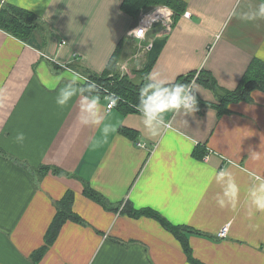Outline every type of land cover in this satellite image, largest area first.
Segmentation results:
<instances>
[{
    "label": "crops",
    "instance_id": "crops-1",
    "mask_svg": "<svg viewBox=\"0 0 264 264\" xmlns=\"http://www.w3.org/2000/svg\"><path fill=\"white\" fill-rule=\"evenodd\" d=\"M182 1L188 17L177 15L168 34L158 35L155 24L137 39L128 34L136 21L122 0H0L31 11L45 26L44 38L32 44L0 28V264H193L157 219L121 211L126 202L193 229L187 241L202 264H264V211L249 196L264 180V91L228 103L227 113L215 106L238 87L253 59L264 62V18H240L262 0ZM118 49L120 75L137 80L135 71L154 58L148 78L155 83L204 70L213 86L195 81L194 115L170 111L163 124L148 126L140 111L107 110L104 97L84 94L83 81L70 76L104 74ZM65 86L74 95L60 106ZM92 98H99V123L83 110ZM120 127L133 129L135 138ZM224 170L239 186L234 207L225 196L229 176L214 178ZM85 182L118 211L84 195ZM68 190L87 224L65 221L35 260L54 201ZM223 227L226 235L219 236Z\"/></svg>",
    "mask_w": 264,
    "mask_h": 264
},
{
    "label": "trees",
    "instance_id": "trees-1",
    "mask_svg": "<svg viewBox=\"0 0 264 264\" xmlns=\"http://www.w3.org/2000/svg\"><path fill=\"white\" fill-rule=\"evenodd\" d=\"M160 5L167 6L173 11V19L177 15L184 13L186 8L185 3L182 0H122L121 9L136 21L140 10H148ZM0 28L12 36L20 39L21 41L29 44H32L33 41L37 40V38H40L41 35L44 38L42 33L45 32V26L43 30L40 19L31 11L3 2H0ZM118 53L119 49L115 51L111 57L109 67L104 74L95 75L88 73L87 76L101 87L119 96L117 105H124L131 111H139L138 105L141 98L140 90L144 85L147 83L158 84L163 87H168L169 85L167 83H155L148 78L154 58L149 60L143 68L135 71L134 74L136 75L137 80L131 79L127 75H120L116 73L114 64L118 59ZM112 70L114 72L111 73L110 71ZM197 73L198 74L195 79L196 82H205L208 83V85L213 86V81L208 77L209 75H207L208 72L206 73V71L200 70ZM194 74L195 72L186 75H179L172 83L188 84L191 82ZM92 85L93 84L90 82L83 83L81 86V91L86 95L98 94L104 97L105 92L102 91L96 84H94L95 87H92ZM253 89L264 91V62L258 59L252 60L238 87H236L234 90L228 91L222 97H220L218 104L215 105L219 109V114L227 113L229 111L227 109V105L230 102L250 100V92ZM152 91L153 90L149 89L146 96L151 95ZM146 96L144 98H146ZM119 130L124 135H127L133 139L136 136L133 129L120 127ZM197 150L198 148H195V155L200 157L196 154ZM83 193L90 199L101 204L107 210H114L117 212L119 209L120 205L115 207L114 205L110 204L105 199V197L92 189L87 182L84 183ZM73 198V192L68 190L59 200L54 201L55 214L46 231L45 244L32 253L33 259L38 260L41 258L47 249V246L52 244L57 237L59 230L65 221L69 220L84 225L87 224L86 221L82 219V217L73 211ZM121 211L131 216L145 215L157 219L163 225V227L169 230L181 242L187 259L193 264H202L201 262L195 260L191 255V249L186 237V233L193 232V229L190 227L185 225H173L158 212L148 208L134 209L127 202L122 206Z\"/></svg>",
    "mask_w": 264,
    "mask_h": 264
},
{
    "label": "clouds",
    "instance_id": "clouds-1",
    "mask_svg": "<svg viewBox=\"0 0 264 264\" xmlns=\"http://www.w3.org/2000/svg\"><path fill=\"white\" fill-rule=\"evenodd\" d=\"M240 18L246 21H254L258 18H264V0H262L256 10L242 13ZM70 76L73 80H86V78L79 73H72ZM151 76L152 73L149 74V77ZM163 83H167L169 86L163 87L158 84L147 83L140 90L141 98L138 110L146 118L144 123L148 126H152L153 121H155L157 125L163 124L164 114L170 111H179L185 116H188L194 115L199 110L197 100L198 86L194 81L188 84H174L169 83L168 81H164ZM67 87L68 86H65V88L61 89L57 97V104L60 106L66 105L74 95V92L68 91ZM92 87H95V85L93 84ZM149 89L153 90L152 94L146 96ZM145 96L146 98H144ZM98 99L99 98H92L90 100L86 99L83 106V110L93 117V122L95 123H99V120L97 119ZM106 99L112 107L118 102L117 98L113 96L106 97ZM84 123H87V121H84ZM113 130L115 131L116 128L114 127ZM158 130L159 129L154 130L151 134L156 135ZM23 139V134L17 136V140L22 141ZM253 155L254 158H258V154L255 151H253ZM225 176H229V181L225 188V196L229 198L234 207L238 200L239 186L231 178V173L229 171L224 170L214 173V178L216 180H223ZM249 196L251 206L256 211H264V180L250 187ZM217 203L221 207H225V203L222 199H217Z\"/></svg>",
    "mask_w": 264,
    "mask_h": 264
},
{
    "label": "built area",
    "instance_id": "built-area-1",
    "mask_svg": "<svg viewBox=\"0 0 264 264\" xmlns=\"http://www.w3.org/2000/svg\"><path fill=\"white\" fill-rule=\"evenodd\" d=\"M183 16L188 17V13L184 12ZM172 22H173V11L170 8H168L167 6L160 5V6L153 7L152 9L140 10L139 14H138V18H137L135 24L133 25V27L129 30L128 34L131 37H134L137 39H144L146 33H148L149 30H151L154 27L155 23H159V24H157V26H159V29L157 31L158 35H165V34H168L170 32ZM140 29H142V30H140ZM61 44H63V42H61ZM148 46L150 47L151 44H149ZM149 47L146 46V48H149ZM59 66H60V68H63V69L68 68V66L66 64H59ZM121 68L123 69L122 70L123 73L129 74L126 70H124L125 69L124 66H122ZM197 74H198L197 72L194 74L191 82H193V81L195 82ZM83 77L86 78V80H82L83 83L90 82L92 84H96L102 91L105 92L104 93L105 94L104 99L106 100V109L109 110V109L113 108L108 103L106 97L113 96V97L117 98V100H119V96H117L115 93H112V92L108 91L107 89L101 87L96 82L91 80L87 75H85ZM138 145H142V144L138 143ZM226 230H227L226 227H223L218 232V235L219 236H225Z\"/></svg>",
    "mask_w": 264,
    "mask_h": 264
},
{
    "label": "water",
    "instance_id": "water-1",
    "mask_svg": "<svg viewBox=\"0 0 264 264\" xmlns=\"http://www.w3.org/2000/svg\"><path fill=\"white\" fill-rule=\"evenodd\" d=\"M155 24H159V23H155Z\"/></svg>",
    "mask_w": 264,
    "mask_h": 264
}]
</instances>
